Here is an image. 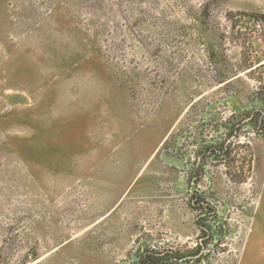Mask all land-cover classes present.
Here are the masks:
<instances>
[{
    "label": "rangeland",
    "instance_id": "obj_1",
    "mask_svg": "<svg viewBox=\"0 0 264 264\" xmlns=\"http://www.w3.org/2000/svg\"><path fill=\"white\" fill-rule=\"evenodd\" d=\"M263 76L264 0H0V264H232L264 177L245 117Z\"/></svg>",
    "mask_w": 264,
    "mask_h": 264
},
{
    "label": "trees",
    "instance_id": "obj_2",
    "mask_svg": "<svg viewBox=\"0 0 264 264\" xmlns=\"http://www.w3.org/2000/svg\"><path fill=\"white\" fill-rule=\"evenodd\" d=\"M256 99L259 108L253 109V111H249L245 114V117L247 118L248 123L250 125H253L255 128V131L264 134V92L262 90H258L256 92ZM242 122H238V124L232 125V122H228L227 128L229 129L230 132H232V136L237 139L240 136V131L242 129L243 124ZM231 134V133H230ZM224 144L219 143L217 144L216 147H210L206 149V151L209 150L210 153L216 151L217 158L224 157L225 152H224ZM202 175L199 176V178ZM191 207L198 213L196 224L201 232H203L204 236L206 239L213 238L212 235V223H214L217 220V214L218 210L215 206H213L207 199L204 197H201L198 195V193H192L191 196ZM202 217H204V220H202ZM210 221L212 222H208ZM207 242L202 241L198 244L196 248V252L202 251L207 247ZM171 255L169 256L168 261L165 259L160 258L154 251H150L146 248L142 249V254L140 256V260L138 264H181L187 261V258L180 255L178 252L173 253L170 252ZM149 254H152L151 256ZM194 257V256H193Z\"/></svg>",
    "mask_w": 264,
    "mask_h": 264
},
{
    "label": "crops",
    "instance_id": "obj_3",
    "mask_svg": "<svg viewBox=\"0 0 264 264\" xmlns=\"http://www.w3.org/2000/svg\"><path fill=\"white\" fill-rule=\"evenodd\" d=\"M254 96V103L251 105L252 111L259 108L256 95ZM259 184L256 207L241 244L242 250L239 256L234 257L232 264H264V177Z\"/></svg>",
    "mask_w": 264,
    "mask_h": 264
},
{
    "label": "built area",
    "instance_id": "obj_4",
    "mask_svg": "<svg viewBox=\"0 0 264 264\" xmlns=\"http://www.w3.org/2000/svg\"><path fill=\"white\" fill-rule=\"evenodd\" d=\"M259 89L264 92V76H263L262 80L259 82L258 90Z\"/></svg>",
    "mask_w": 264,
    "mask_h": 264
},
{
    "label": "flooded vegetation",
    "instance_id": "obj_5",
    "mask_svg": "<svg viewBox=\"0 0 264 264\" xmlns=\"http://www.w3.org/2000/svg\"><path fill=\"white\" fill-rule=\"evenodd\" d=\"M247 123H248V121H247ZM248 124H250V123H248ZM243 127V126H242ZM255 129V128H254ZM214 238V237H213Z\"/></svg>",
    "mask_w": 264,
    "mask_h": 264
}]
</instances>
